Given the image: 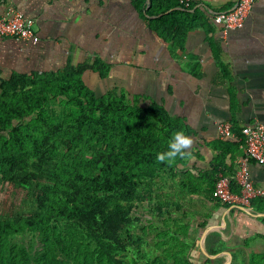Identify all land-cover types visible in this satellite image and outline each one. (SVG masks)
Returning <instances> with one entry per match:
<instances>
[{
  "label": "trees",
  "instance_id": "trees-1",
  "mask_svg": "<svg viewBox=\"0 0 264 264\" xmlns=\"http://www.w3.org/2000/svg\"><path fill=\"white\" fill-rule=\"evenodd\" d=\"M130 1L172 48L183 49L188 35L199 29L210 41L213 37L208 16L178 0ZM87 70L102 78L108 73L95 61L1 80L0 189L24 192V200L0 201V264H149L144 250L152 232L160 244L155 249L166 247L156 263L171 257L170 264H190L182 257L188 244L175 235L160 238L158 226H142L133 213L147 192L159 193L152 190L157 179L177 187L178 177L193 181L183 169L189 158L171 167L157 162L174 132L191 137L193 130L147 97L129 98L116 88L97 95L84 82ZM233 131L242 137L243 130ZM217 161L214 174L207 175L213 195L217 181L212 177L222 165ZM156 204L158 215L167 216L165 223L181 227L174 214L183 212L182 206L169 199L172 214Z\"/></svg>",
  "mask_w": 264,
  "mask_h": 264
},
{
  "label": "crops",
  "instance_id": "crops-1",
  "mask_svg": "<svg viewBox=\"0 0 264 264\" xmlns=\"http://www.w3.org/2000/svg\"><path fill=\"white\" fill-rule=\"evenodd\" d=\"M236 1L195 0L213 37L199 29L177 49L149 28L130 0H6L35 20L40 42L0 36V84L15 74L59 73L98 61L107 75L87 70L83 76L97 95L116 88L129 98L147 97L193 130L192 157L183 168L193 181L178 178L175 202L183 212L174 216L181 225L174 235L189 245L182 257L190 264H264V197L246 209L223 205L208 190L217 159L222 165L214 184L220 174L234 175L245 155L242 142L219 139L217 123L237 130L264 124V2L254 4L240 30L225 33L212 22ZM250 171L264 189V165L251 162ZM148 239L160 245L155 232Z\"/></svg>",
  "mask_w": 264,
  "mask_h": 264
},
{
  "label": "built area",
  "instance_id": "built-area-1",
  "mask_svg": "<svg viewBox=\"0 0 264 264\" xmlns=\"http://www.w3.org/2000/svg\"><path fill=\"white\" fill-rule=\"evenodd\" d=\"M185 9H195V0H178ZM259 0H237L233 9L220 12L212 17L214 25L225 33L240 30ZM264 2V0H261ZM35 20L26 17L6 0H0V36L37 44L40 42L35 31ZM219 139L222 141H240L244 145L245 155L239 161L234 175L220 174L216 183L214 197L223 205L249 209L252 203L264 197V189L256 186L252 180L250 163L264 165V124L257 122L243 128L242 137H238L229 122L217 123ZM238 187V191H236Z\"/></svg>",
  "mask_w": 264,
  "mask_h": 264
},
{
  "label": "rangeland",
  "instance_id": "rangeland-1",
  "mask_svg": "<svg viewBox=\"0 0 264 264\" xmlns=\"http://www.w3.org/2000/svg\"><path fill=\"white\" fill-rule=\"evenodd\" d=\"M179 178V177H178ZM178 178L176 179V183H178ZM174 188L169 189L168 186H174ZM177 185L173 182L171 183H166V181L164 180V178H159L156 180V183H154L152 185V190L154 192H159L156 193L154 196L150 195L149 196V192H147V194L145 195V200L143 201L144 203L142 205H139L138 208L135 209L133 216L134 217H139L141 219V223L142 226H153L152 224L149 223H153L154 226H158L159 230H158V236L160 238H162L163 236H166L165 238H170V235L173 236L174 235V231L176 230V228H174L173 223H163L165 228L162 225V217L163 214L158 215L159 213L156 212V202L160 201L162 206L165 209V212L169 213L171 212L173 214L174 212V208L171 207H166L167 204L166 202L170 200L176 201V190H177ZM160 191H159V190ZM151 190V191H152ZM6 200L10 203L15 202L16 204L23 202L24 200V192H16L14 191L12 188L10 187H5L3 189H0V201ZM161 206V207H162ZM177 214H174V216H176ZM152 216L153 220H148V217ZM151 219V218H150ZM153 226V227H154ZM167 229L166 234H163L164 231ZM135 233L138 232V234H141L140 230H133ZM30 237H26L25 242L29 241ZM149 239L147 238V241ZM154 239L149 240L148 242L150 243V245L145 247L144 252H147V255L150 256V261L149 264H156L155 259L156 256H158V254L156 252L157 251L153 245H154ZM37 247H39V244L37 245ZM173 248V247H172ZM171 248V249H172ZM160 250H166L163 248H158ZM164 256V253H161ZM162 257V256H161ZM172 258H161V261L163 262H169L171 263L169 260H171ZM146 264V260H144V262H142L141 264ZM161 264V263H160Z\"/></svg>",
  "mask_w": 264,
  "mask_h": 264
},
{
  "label": "clouds",
  "instance_id": "clouds-1",
  "mask_svg": "<svg viewBox=\"0 0 264 264\" xmlns=\"http://www.w3.org/2000/svg\"><path fill=\"white\" fill-rule=\"evenodd\" d=\"M195 141L186 135L183 130L172 134L168 143V150L157 154V162L171 167L177 159H188L192 157Z\"/></svg>",
  "mask_w": 264,
  "mask_h": 264
}]
</instances>
